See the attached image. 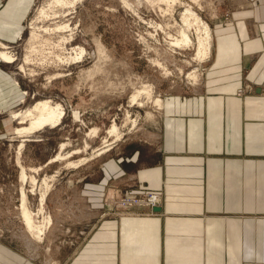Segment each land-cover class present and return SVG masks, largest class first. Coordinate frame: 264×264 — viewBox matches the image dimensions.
I'll return each mask as SVG.
<instances>
[{
	"label": "rangeland",
	"instance_id": "obj_1",
	"mask_svg": "<svg viewBox=\"0 0 264 264\" xmlns=\"http://www.w3.org/2000/svg\"><path fill=\"white\" fill-rule=\"evenodd\" d=\"M22 1L21 31L11 41L0 34L15 57L0 59V249L24 262L64 264L100 220L152 211L137 204L158 192L114 184L96 195L95 180L110 155L153 144L167 96L203 88L212 53L204 60V34L186 11L211 28L213 52L214 27L230 23L235 7L228 0H76L70 8ZM240 88L239 94L255 91L251 84ZM40 101L62 107L59 122L15 133L23 124L11 112ZM22 191L35 224L44 225L42 240L27 228Z\"/></svg>",
	"mask_w": 264,
	"mask_h": 264
},
{
	"label": "crops",
	"instance_id": "obj_2",
	"mask_svg": "<svg viewBox=\"0 0 264 264\" xmlns=\"http://www.w3.org/2000/svg\"><path fill=\"white\" fill-rule=\"evenodd\" d=\"M4 2L11 41L23 1ZM228 3L203 88L167 96L153 144L110 155L94 183L158 192L159 211L100 220L64 264H264V0ZM0 264L36 263L0 249Z\"/></svg>",
	"mask_w": 264,
	"mask_h": 264
},
{
	"label": "bare ground",
	"instance_id": "obj_3",
	"mask_svg": "<svg viewBox=\"0 0 264 264\" xmlns=\"http://www.w3.org/2000/svg\"><path fill=\"white\" fill-rule=\"evenodd\" d=\"M74 1H76V0H53L52 2L56 5L58 3H64L65 5H67L68 8H70L73 6L72 4ZM49 6H51V4ZM186 12L189 14L191 13L190 15L194 16L198 26L201 28L202 34H204V36L199 40V46H200L199 52H201V54L203 55L204 60L208 59L212 53L211 28L209 27L208 24L203 23L190 10H187ZM68 15H70L69 9H67V13H65V16H68ZM51 17L54 20V18L57 17V14H55ZM189 19H190L189 16H185V20L187 22L189 21ZM181 41L185 44H187L191 41V38L187 32H185V31L182 32ZM8 48L9 47H7L4 43L0 42V59L5 63H14L15 57L8 50ZM75 49H79V53H77V54H81V56L83 55V53H84L83 48L77 47ZM140 94L141 93L135 94L133 100L136 99ZM157 103H158L159 108H161L162 102L160 99H157ZM62 115H63L62 107L60 105L51 106L48 101H40V102H37L33 107H29V108H25L23 110L11 112V117L19 119V123L21 124V126L23 124L22 127H18L16 129L15 133L25 134V135L30 134L34 131L40 130L42 128H45L47 126H55L59 122V120L61 119ZM24 124H26V126H24ZM110 133L115 136L116 140H119L122 136V134L119 132V129L116 125L112 126V128L110 129ZM105 148H107V147L105 146ZM100 150H102V149H99V151ZM101 153H103V152L101 151ZM21 178L23 180L27 179V176H26L24 171H22V173H21ZM45 192H47V191H45ZM45 192H43L41 194V202H43L44 199H46L45 198L46 197ZM159 201H160L159 195L151 194L149 196V200L142 201V202L138 203L137 205L138 206L149 205V206H151L150 210H153L154 208L155 209L158 208ZM21 206H22V215L25 219L28 230L32 233V235L36 239L42 240V235L44 233L42 228L44 227V225L38 226L35 224L33 212L29 208V206L27 205V197H26L25 192H23V191H22V205Z\"/></svg>",
	"mask_w": 264,
	"mask_h": 264
},
{
	"label": "water",
	"instance_id": "obj_4",
	"mask_svg": "<svg viewBox=\"0 0 264 264\" xmlns=\"http://www.w3.org/2000/svg\"><path fill=\"white\" fill-rule=\"evenodd\" d=\"M156 211H159V209L157 208V209H155Z\"/></svg>",
	"mask_w": 264,
	"mask_h": 264
},
{
	"label": "built area",
	"instance_id": "obj_5",
	"mask_svg": "<svg viewBox=\"0 0 264 264\" xmlns=\"http://www.w3.org/2000/svg\"><path fill=\"white\" fill-rule=\"evenodd\" d=\"M148 200H149V198H148Z\"/></svg>",
	"mask_w": 264,
	"mask_h": 264
}]
</instances>
